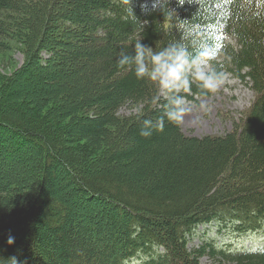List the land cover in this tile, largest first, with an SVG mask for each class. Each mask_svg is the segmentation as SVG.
<instances>
[{
    "label": "trees",
    "instance_id": "trees-1",
    "mask_svg": "<svg viewBox=\"0 0 264 264\" xmlns=\"http://www.w3.org/2000/svg\"><path fill=\"white\" fill-rule=\"evenodd\" d=\"M147 1L0 0V143L32 158L14 180L0 168V264H264V248H189L200 226L264 233V0ZM184 37L218 50L210 67L255 101L224 136L165 119L143 137L165 101L119 53Z\"/></svg>",
    "mask_w": 264,
    "mask_h": 264
},
{
    "label": "clouds",
    "instance_id": "clouds-1",
    "mask_svg": "<svg viewBox=\"0 0 264 264\" xmlns=\"http://www.w3.org/2000/svg\"><path fill=\"white\" fill-rule=\"evenodd\" d=\"M128 2L129 0H125V3ZM185 39L186 37L173 41L160 50L138 40L131 53H119L117 66H128L138 80L147 78L152 81L165 101L163 112L155 124L151 119L143 120L139 133L143 137L151 136L154 128L162 131L165 119L177 127L184 123L185 116L193 111V105L185 95L191 94L193 84L200 90L201 96H207L216 93L224 82L225 74L210 67L218 50L193 42L191 46L194 51H189V44L184 42ZM196 108L205 114L211 110L203 102L196 105ZM200 119L197 115L193 124H198ZM7 243L13 244L14 238L9 237ZM11 261L17 264L15 257Z\"/></svg>",
    "mask_w": 264,
    "mask_h": 264
},
{
    "label": "rangeland",
    "instance_id": "rangeland-1",
    "mask_svg": "<svg viewBox=\"0 0 264 264\" xmlns=\"http://www.w3.org/2000/svg\"><path fill=\"white\" fill-rule=\"evenodd\" d=\"M149 1L157 2L158 0H148L147 2L149 3ZM76 49L78 50L79 47ZM13 56L18 65H23L24 58L20 51L14 52ZM67 59L60 60L56 69H60L61 71L69 69V72L72 71L75 65ZM187 100L193 105V111L185 116L184 123L181 125L183 133L186 136L198 138L207 136L216 137L227 135L238 126L244 114L255 101V95L246 83L237 79L233 74L227 73L225 74L223 84L216 93L210 94L209 97H195L194 100ZM201 102L210 106L211 110L207 114L197 110L196 105ZM136 113H138L136 109L128 106L120 111L122 116H130ZM197 115L201 117L200 122L193 124V120ZM2 135L5 136V133H2ZM7 140L8 138L5 136L3 142L0 143V168L4 175L14 180L24 175L27 167L31 166V151L29 148H25L21 152H15L10 147L12 141L8 142ZM24 162L26 166L23 164ZM81 212H83L82 208ZM211 242L216 243L219 247L231 245V247L239 249L254 250L264 248V233L251 234L249 236L236 235L229 228L225 231L224 228L214 225L200 226L191 237L189 248L195 250L204 244H211ZM138 258L137 260L130 261L129 264H142L145 258L142 256ZM201 264H215V262L209 256H205L201 260Z\"/></svg>",
    "mask_w": 264,
    "mask_h": 264
}]
</instances>
